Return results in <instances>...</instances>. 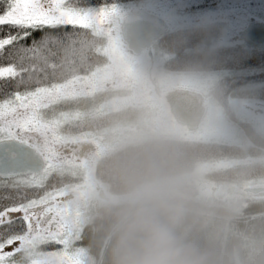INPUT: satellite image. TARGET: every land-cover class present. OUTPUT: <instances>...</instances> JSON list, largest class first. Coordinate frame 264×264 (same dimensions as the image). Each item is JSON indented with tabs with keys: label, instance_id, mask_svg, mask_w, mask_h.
I'll list each match as a JSON object with an SVG mask.
<instances>
[{
	"label": "clouds",
	"instance_id": "1",
	"mask_svg": "<svg viewBox=\"0 0 264 264\" xmlns=\"http://www.w3.org/2000/svg\"><path fill=\"white\" fill-rule=\"evenodd\" d=\"M104 177L83 218L95 264H264V220L207 192L166 119L139 129L98 161Z\"/></svg>",
	"mask_w": 264,
	"mask_h": 264
},
{
	"label": "snow or ice",
	"instance_id": "2",
	"mask_svg": "<svg viewBox=\"0 0 264 264\" xmlns=\"http://www.w3.org/2000/svg\"><path fill=\"white\" fill-rule=\"evenodd\" d=\"M102 15V6L81 0H0V124L51 126L44 110L58 101L64 84L44 82L42 73L75 43L77 29ZM233 23L246 44L264 48V35L254 31L264 14H242ZM75 243L46 175L0 179V264H79Z\"/></svg>",
	"mask_w": 264,
	"mask_h": 264
},
{
	"label": "trees",
	"instance_id": "3",
	"mask_svg": "<svg viewBox=\"0 0 264 264\" xmlns=\"http://www.w3.org/2000/svg\"><path fill=\"white\" fill-rule=\"evenodd\" d=\"M82 3L90 5H125L137 6L142 5V0H81ZM60 31V30H57ZM77 31L75 43L70 44L63 49L52 66L45 69L42 73L44 82H61L65 89L71 87L73 82L79 81L85 77L94 67V60L97 57L96 51L99 45H103V36L96 31V28L83 26ZM218 35V30H214L211 34H190L189 37H196L192 61L188 65L189 58L185 57L184 50L164 49L161 44L170 45L167 38H158L156 44L162 51L173 56L172 61L164 66L166 70L174 71H219L222 74L214 81L209 96L219 104L222 112L227 118L242 130L245 137L252 143L250 146L230 145L217 141H195L181 139L184 151L194 167L196 168L202 163H221L229 160H246L250 162L238 163L236 165H225L222 167L212 168L211 173L206 176L215 181H224L229 183H238L240 181H254L264 177V161L252 162V158H256L263 154L264 136L255 131L253 125L247 121H239L228 108L229 98H245L259 99L264 101V49H256L247 47L241 43L219 44L210 47L211 40ZM187 41V42H186ZM188 38H182L181 35L176 36V46L182 47L183 42L188 43ZM161 43V44H160ZM202 46L199 48V46ZM171 46V45H170ZM101 48V47H100ZM193 50V49H192ZM70 90V89H69ZM89 98L84 103L80 99V94L62 92L60 100L54 104H50V113L46 119L66 117V123L59 126L58 134L66 137L78 136L85 127L80 128V108H84L87 112ZM44 113H46L44 111ZM61 122L60 120H57ZM64 121V120H63ZM97 172V180L103 183L104 177L100 171L98 161L95 163ZM48 183L58 189L67 183L74 182L77 179L68 177L61 173L60 168L54 167L53 170L46 175ZM254 198V197H253ZM237 216L241 220H264V198L262 199H246L237 201ZM77 243L74 247H84L91 258L96 261V256L92 252L89 241V234L86 227L83 228L82 235L74 236Z\"/></svg>",
	"mask_w": 264,
	"mask_h": 264
},
{
	"label": "rangeland",
	"instance_id": "4",
	"mask_svg": "<svg viewBox=\"0 0 264 264\" xmlns=\"http://www.w3.org/2000/svg\"><path fill=\"white\" fill-rule=\"evenodd\" d=\"M165 1V0H164ZM171 0H166L159 5L160 14H168L170 21L172 23L177 20H185L190 16L187 15L182 10L190 5L197 7L203 6V4H211L210 11L212 13L216 12H225L228 13L231 10H235L236 15H242L251 13L253 16L264 14V0H184L177 4V9H175L174 14L170 13V9L167 6V3ZM175 1V0H172ZM82 2V1H81ZM149 2V1H148ZM143 2L146 8L152 9L156 3L152 2ZM141 5V4H140ZM137 5V6H140ZM95 6V5H90ZM102 6L103 15L100 19L95 20L94 22L85 25L96 28V31L103 36V45H99L97 48H100L104 53L107 50L109 56L112 57L113 65L109 67L110 71L116 72V83L119 85H128L132 84L134 87L142 86L143 90H146L149 93L147 114L153 112L155 114L163 116L167 123L169 124L171 130L180 138L188 139L195 141H217L220 143H226L230 145H239V146H250L252 143L245 137L242 130L239 129L235 124H233L227 116L222 112L221 106L209 96L210 89L214 81L222 74L217 71H202L194 73H171L163 69V66L155 65L151 60H149L148 65L145 62L144 57H134L131 62L127 60L126 56V47L121 40L118 27L121 21V16L126 13V10L129 6L125 5H97ZM199 10V9H198ZM237 10H240L238 13ZM181 12V13H180ZM236 16V17H237ZM210 18L204 17L202 19V24H207ZM226 21V20H225ZM224 21V22H225ZM234 21V20H233ZM233 21H226V26L222 27L221 34L217 37L214 44L218 43H231L232 38L235 33L239 30ZM108 23L112 24L115 32L107 33L109 31ZM224 24V23H223ZM108 27V28H107ZM104 46V47H103ZM103 48V49H102ZM109 72L104 73V76H107ZM122 74L126 75L129 79H123ZM123 82V85H122ZM71 87H67V90L63 89L64 93H72L74 95L80 94V84L82 87H87L90 85L96 87L95 82H79L78 80L72 83ZM189 87L201 91L205 96V103L207 105L206 115L201 122L200 129L196 132L189 133L183 126L177 124L172 118L171 114L168 111V106L165 101L159 95L160 92L165 89L172 87ZM91 87V88H92ZM70 89V90H69ZM259 102H264L259 99H228V108L230 111L239 118V121H247L251 123L256 132L264 136V108H260L257 104ZM259 107L254 110L255 108ZM68 117L63 120H67ZM142 119V116L140 117ZM139 125V126H137ZM141 125V120H138L137 123H133L127 128L120 126L116 129V135L113 137V141H109L106 146L95 145L94 142L85 144V149L87 151L92 150V159H97L102 157L105 151L109 148L105 147L110 146L112 142L131 135L135 133ZM33 128L42 133L43 127L33 126ZM59 129L54 128L51 131L52 135L49 137L48 148H55V143L61 141L64 145H75L80 146V137H66L62 134H58ZM3 135V131L0 130V137ZM47 137V136H46ZM53 137V138H51ZM61 148H63L60 145ZM53 149H51L53 151ZM256 161H264V151L263 154L255 158ZM88 163V159L84 160ZM91 162V161H90ZM55 163L49 164L46 167V171L40 174L39 176L48 175L49 172L54 168ZM88 168L87 170H91ZM212 167L211 164H202L196 168V171L199 175L202 187L205 191L211 192H223L231 196L235 202L240 200L248 199H262L264 198V192L259 193L257 196L243 192V187L245 186H256V184L250 181H240L238 183H225L224 185H218L212 180L210 181L205 177V174L211 173ZM206 174V175H207ZM85 184L80 185V180H75L74 182L67 183L66 185L57 189L58 197L60 203L65 207L67 215L72 222L74 236L78 234V231L83 226V218L86 214L87 209L90 207L92 200L97 191L92 189L93 187V178H84ZM260 181L264 182V179ZM91 184V185H90ZM218 185V186H216ZM254 197V198H253ZM91 202V203H90ZM76 248V247H74ZM77 252V259L80 260V264L85 262V255L82 251ZM91 261L90 259L88 260ZM95 261L93 262V264Z\"/></svg>",
	"mask_w": 264,
	"mask_h": 264
},
{
	"label": "flooded vegetation",
	"instance_id": "5",
	"mask_svg": "<svg viewBox=\"0 0 264 264\" xmlns=\"http://www.w3.org/2000/svg\"><path fill=\"white\" fill-rule=\"evenodd\" d=\"M152 2L156 3L154 8L149 9L152 13H157L158 15H161L162 17H165V19L168 22V29L167 31L163 32L161 35H159L156 39L152 40L150 43V46L146 49L141 50L138 54H133L130 50L126 49V56L127 60L131 62V60L134 57L140 56L145 58V62L148 65L149 60L153 62L155 65L159 66H165L170 61H172L173 56H171L169 53L162 51L159 48V44L157 43V39L164 37L169 40L170 45L161 44V46L168 50H174V49H181L184 50L185 57L189 58L188 65L192 63L194 60V57L191 58L192 53L194 51V44L196 43V37H189L190 34H211L214 30H218V35L222 32V27L226 26V21H233L236 18V12L235 10H231L228 13H221L216 12L212 13L210 11L211 4L205 3L201 7H197L194 5H190L189 7H186L182 10V12H185L190 17L185 20H175L174 23L170 21L169 15L167 14H160L159 13V5L165 2L164 0H142L143 2ZM184 1V0H181ZM180 0L170 1L167 3L168 8L171 10L170 13L174 14L175 9H177V4L181 2ZM148 2V3H149ZM161 2V3H160ZM160 3V4H159ZM144 4L138 6L140 8H144ZM135 6L129 7L130 9ZM179 9V8H178ZM199 9V10H198ZM129 10V9H128ZM238 13L240 10H237ZM181 13V12H180ZM204 17L210 18L207 22V24H202V19ZM226 20V21H225ZM225 21V22H224ZM224 23V24H223ZM109 31L107 33L115 32L114 28L112 27V24L108 23ZM107 27V28H108ZM240 32L238 30L234 37L232 38V44L234 43H241L244 44L242 40H239L237 38V34ZM181 35L182 38L187 39L188 43L183 42L181 44L182 47L174 46L176 43L174 41L176 40V36L178 37ZM215 42L214 40H211L210 47H213ZM104 47V46H103ZM202 46L200 45L199 48ZM103 49V48H102ZM193 49V50H192ZM97 57L94 60V67L92 70L88 72V74L85 77L80 78V82L84 81H91L95 82L96 87H92L90 85H87V87H82L80 84V99L83 100V103L86 98L88 99V104H92V106H87L88 110L85 112L84 108H80V128L85 127L84 124L88 127L80 132V146L75 145H64L61 143V141H57L55 143V148L53 147V151L48 148V144L46 143L49 141L50 135L48 133H51V131L54 130V128H58L59 126H62L66 123V121H63V119L59 118H53V120L48 119L51 121V126L43 127L42 133L37 132L33 127H16L14 125L4 123L0 124V130L3 131V135L1 138H14L18 142L30 145L33 147L36 151H39L41 154L44 155V158L46 159V164H53L55 163L54 167L60 168L61 173L68 175V177L75 178L77 180L80 179V185L85 184L84 178H93V187L92 189L96 190L99 188V186L102 184L97 180V172L95 170V163L101 158L92 159L91 160V153L92 150L87 151L85 149V144L94 142L95 145L99 146H106L109 141H113L114 135H116V129L120 126H124V128L129 127L133 123H137L138 120H143L145 115L147 114V106H148V99H149V93H147L146 90L142 89V86L139 85V87H134L132 84L128 85H119L116 83V80L114 79L116 77V72L110 71L109 67L113 65L112 57L109 56L107 50L104 51V53L101 51V49H97L96 51ZM109 72L107 76H104V73ZM168 72L171 73H194L196 71H174L169 70ZM123 79H129L126 75L122 74ZM92 87V88H91ZM62 97V94L60 95L58 101ZM57 101V102H58ZM47 115L50 113V108H46L44 110ZM142 116V119L140 117ZM57 120H60L61 122H58ZM139 126V125H137ZM47 136V137H46ZM53 138V137H51ZM113 143V142H112ZM60 145L63 147L61 148ZM110 146H107L104 148H108ZM88 159V163L84 160ZM91 161V162H90ZM252 162H256L255 159L252 160ZM238 160L234 161V163L230 165H236L238 164ZM47 167V166H46ZM92 168L91 170L87 169ZM102 174V173H100ZM35 177V175L32 174H26V175H17L15 177H10V179L16 180L19 178H31ZM0 179H3L0 177ZM261 180V179H260ZM256 180L251 181L252 183L258 185V186H264V182ZM211 181V180H210ZM218 185L225 184L226 182L223 181H212ZM91 185V184H90ZM216 185V186H218ZM85 225L83 224L82 228L80 229L79 233L82 235L83 228ZM78 251H82V253L85 255V262H82L81 264H89L88 261L91 259L90 254L87 253V250L84 247H77ZM80 264V260H79Z\"/></svg>",
	"mask_w": 264,
	"mask_h": 264
},
{
	"label": "water",
	"instance_id": "6",
	"mask_svg": "<svg viewBox=\"0 0 264 264\" xmlns=\"http://www.w3.org/2000/svg\"><path fill=\"white\" fill-rule=\"evenodd\" d=\"M167 29L168 22L162 16L145 8L128 10L122 15L119 24L121 40L126 44L127 49L134 54L148 48L152 40L167 31ZM254 31L257 36L264 35V25H254ZM237 38L244 41L241 31L238 33ZM246 45L264 49L259 44ZM161 96L166 101L169 112L177 123L185 126L190 132L199 128L206 113L205 96L200 91L176 87L163 91ZM44 165L43 155L35 151L30 145L14 139L0 140L1 178H9L20 174H38ZM243 190L258 193L264 190V187H245Z\"/></svg>",
	"mask_w": 264,
	"mask_h": 264
}]
</instances>
